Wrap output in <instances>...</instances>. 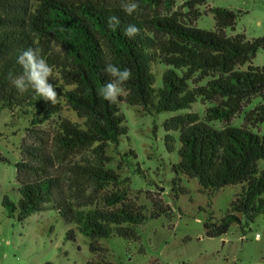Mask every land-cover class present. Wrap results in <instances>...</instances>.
<instances>
[{"label":"trees","instance_id":"16d2710c","mask_svg":"<svg viewBox=\"0 0 264 264\" xmlns=\"http://www.w3.org/2000/svg\"><path fill=\"white\" fill-rule=\"evenodd\" d=\"M136 1L151 15L129 16L121 9V0H0V113L9 109L28 120L16 164L19 198L14 203L5 197L2 205L19 223L35 213L56 211L66 227H75L68 228L70 240L76 230L89 239V249L98 258L87 264H111L100 240H136L139 225L173 214L169 204L153 197L147 214L148 206L129 199L128 190L121 187L128 179L121 181L119 168L109 166L110 148L117 152L128 134L122 103L144 116L189 110L198 101L209 103L203 119L190 112L163 124L165 132L177 133L180 144L179 161L172 166L177 177L171 197L179 199L187 192L178 185L180 175L197 181L208 208L224 188L241 187L221 219L208 214L203 226L209 238L226 235L243 220L249 225L264 218V166H260L264 132L229 125L256 97L262 103L246 114L244 122L264 125V67L251 66L264 51V37L252 41L243 34L228 37L225 31L234 29L238 14L225 9L212 10L214 32L198 29L195 24L204 14L196 8L208 0H185L186 12L175 9L177 0ZM113 15L121 21L115 30L107 26ZM129 24L140 29L132 39L123 33ZM55 46L63 50L69 65L60 60ZM28 47L40 48L53 74L59 75L60 82L54 75L50 81L60 95L57 105L31 89L21 94L8 80L9 72L22 73L17 58ZM109 63L132 71L117 104L97 94L111 79L104 70ZM156 66L163 69L160 85ZM64 107L78 121L63 117ZM214 122L227 126L216 129ZM48 139L53 151L47 148ZM165 143L169 152L176 150L171 136ZM89 149L95 153V164L74 162ZM75 172L93 179L103 194L93 207H84L69 194L68 173ZM109 186L116 189L108 191Z\"/></svg>","mask_w":264,"mask_h":264},{"label":"rangeland","instance_id":"374dc122","mask_svg":"<svg viewBox=\"0 0 264 264\" xmlns=\"http://www.w3.org/2000/svg\"><path fill=\"white\" fill-rule=\"evenodd\" d=\"M184 1L177 0L175 9L186 12L187 8H183ZM138 5L136 14L140 17L151 15L142 4ZM196 9L204 14L195 24L198 29L214 32L216 21L212 10L225 9L238 14L234 29L225 31L228 37L243 34L249 41L264 37V0H208ZM54 50L59 54L60 60L69 65V59L63 50L58 46H55ZM251 66L264 67V51L258 52ZM154 71L158 75L157 84L160 85L163 69L156 66ZM53 75L54 79L60 82L59 75ZM261 103L260 97L253 98L229 125H244L262 134L264 125L254 121L244 122L246 114ZM209 106V103L201 104L198 101L189 110L144 116L139 114L136 108L126 103L120 104L128 134L122 138L117 152L110 148L109 166L113 169L119 168L121 181L128 179L121 187L128 190L129 199L138 205L148 206L147 214L151 208L149 197L162 199L172 207L173 214L148 219L139 225L136 240L118 237L100 240L101 246L106 250L104 256L109 263L264 264L262 216L249 225H245L243 220L242 226L234 225L222 237L209 238L205 235L203 225L208 214L212 213L215 219H221L234 196L240 191V186L224 188L213 198L212 207L208 208L206 196L198 192L197 181L180 175L178 185L187 192L179 199L171 197L172 182L177 177L172 172V166L179 161L177 149L180 144L177 133L165 132L163 124L170 117L190 112L197 113L203 119ZM61 115L71 121H78L67 107H64ZM212 125L216 129L227 126L220 122H214ZM27 127L28 120L25 117L18 116L9 109L0 113V264H87L88 261H96L98 257L90 251L89 239L76 230L75 239L70 240L67 236L68 228L75 227H66L56 211L48 209L35 213L25 222L19 223L15 217L9 216L2 205L5 197L14 203H17L19 198L16 164L21 160ZM167 136L174 140L176 150L173 152L167 150ZM47 148L51 151L54 149L50 139ZM74 162L82 165L95 164L97 159L93 149H89L82 151ZM260 166H264V161L260 162ZM68 177V182L72 183L69 194H73L74 201L86 208L99 202L103 194L93 179L76 172L68 173ZM115 189L112 186L107 188L108 191Z\"/></svg>","mask_w":264,"mask_h":264},{"label":"clouds","instance_id":"9594fccd","mask_svg":"<svg viewBox=\"0 0 264 264\" xmlns=\"http://www.w3.org/2000/svg\"><path fill=\"white\" fill-rule=\"evenodd\" d=\"M120 7L127 15L131 16L137 11L139 5L135 0H121ZM120 23L119 17L115 15L110 16L107 20L108 28L113 30ZM139 32L140 29L134 24H129L123 29L124 35L129 39L137 36ZM17 63L21 66L22 73L13 75L9 72L8 80L18 92L23 94L31 89L37 97L43 98L52 105H57L60 102L57 87L50 83L54 69L41 55L40 48L28 47L24 49L18 56ZM104 70L111 79L98 89L97 94L110 104H117L125 91L123 86L132 78V71L110 63L106 65ZM101 123L104 122L101 121Z\"/></svg>","mask_w":264,"mask_h":264}]
</instances>
